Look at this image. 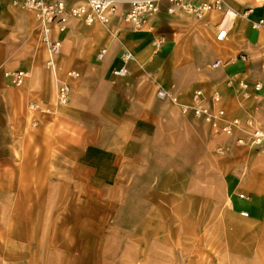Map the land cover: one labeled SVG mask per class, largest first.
Instances as JSON below:
<instances>
[{
  "label": "crops",
  "instance_id": "1",
  "mask_svg": "<svg viewBox=\"0 0 264 264\" xmlns=\"http://www.w3.org/2000/svg\"><path fill=\"white\" fill-rule=\"evenodd\" d=\"M223 1V10L197 18L160 0L159 11L141 28L123 21L129 8L126 0H119L118 14L107 24L86 25L73 19L59 37L62 49L55 75L46 67L47 51L26 0H0V197L26 193L25 178L32 176L25 175L24 166L33 163L36 148L55 149L59 163L75 164L89 163V150L96 148L110 154L117 165L115 159L131 163L137 150L151 155L150 149L161 146L163 140L167 147H178L179 139L182 147L194 146L202 138L196 129L200 123L192 115H182L177 105L159 100V89L169 90L187 104L192 102L193 89L207 94L219 91L228 118L250 114L264 126V22L259 28L254 25L264 21V0ZM222 29L227 34L219 41L217 34ZM102 49L106 54L99 59ZM125 52L134 59L127 65L128 74L119 77L114 71L123 66ZM216 62L220 65L214 67ZM18 70L29 74L22 86L13 85L5 75ZM69 71L82 77H68ZM57 79L70 84L76 98L85 84L96 88L87 96L96 105L85 130L77 120L68 123L62 114L52 115ZM243 83L248 86V101L240 93ZM258 83L261 89L256 91ZM95 99L108 101L110 109L105 115L114 122L107 127L98 124ZM71 108L64 107L63 114L67 110L75 117L83 114L82 106ZM34 132L49 139L36 141ZM67 148L75 155L68 156ZM244 175L237 169L225 174L226 201L230 215L237 219L236 232L246 225L251 230V237L238 240L237 246L249 245L246 258L251 264H264V173L251 170ZM258 179H262L260 184Z\"/></svg>",
  "mask_w": 264,
  "mask_h": 264
},
{
  "label": "rangeland",
  "instance_id": "2",
  "mask_svg": "<svg viewBox=\"0 0 264 264\" xmlns=\"http://www.w3.org/2000/svg\"><path fill=\"white\" fill-rule=\"evenodd\" d=\"M78 74L76 79L82 77ZM59 82L64 81L58 80L57 89ZM92 89L85 84L76 98L70 86L67 103L58 105L56 98L52 115L60 113L68 123L77 120L85 130L96 105L87 97ZM196 90L203 89L191 93ZM215 92L220 94L204 91L207 97ZM161 101L177 105L182 115L200 123L199 142L182 147L179 139L178 147H167L163 140L150 149L151 155L137 150L131 163L115 159L117 165L96 148L89 150L91 161L81 164L59 163L55 149H35L33 163L24 166L25 175L32 176L25 178L26 193L0 197V264H251L246 258L250 246H237L238 240L251 237V230L246 225L236 232L224 176L234 169L242 175L264 173V147L237 143L248 136L247 126L231 136L218 134L204 120L183 114L180 104L187 103ZM73 104L83 107L79 117L69 110L63 114L64 107L73 109ZM109 109L107 100H98L100 126L114 122L105 115ZM232 118L245 124L252 116ZM35 133L36 141L49 139ZM66 151L75 155L70 148ZM244 181L250 183L248 174Z\"/></svg>",
  "mask_w": 264,
  "mask_h": 264
},
{
  "label": "built area",
  "instance_id": "3",
  "mask_svg": "<svg viewBox=\"0 0 264 264\" xmlns=\"http://www.w3.org/2000/svg\"><path fill=\"white\" fill-rule=\"evenodd\" d=\"M171 5L202 18L210 11L223 10V0H212L198 2V0H167ZM129 5L128 10L123 13L122 19L125 23L135 28H141L146 20L157 13L160 7V0H126ZM25 7L34 12L39 25L40 40L47 51L46 67L53 74L58 71V58L61 55L62 41L60 35L66 32L71 20L76 19L86 25L95 23L107 24L118 14L119 0H26ZM263 24H254L259 28ZM227 34L226 29H222L217 34V40L222 41ZM160 43L158 44V46ZM106 54V49H102L98 58L102 59ZM134 59L132 53L125 52L122 55L123 66L114 71L119 77L128 74V63ZM220 62L213 66L217 67ZM6 77L10 78L15 86H22L28 78V72L18 70L7 72ZM68 76L77 78L76 72H68ZM244 97L248 99V86L243 83ZM261 84H256L255 90L259 91ZM70 94V85L67 82H59L57 89V104L67 103ZM157 96L160 99L170 100L179 104L178 98L168 90L159 89ZM221 106V107H219ZM183 114H193L196 118L204 120L210 124L218 134L231 136L238 131H244L245 126L251 128L245 138H239L237 143L242 146L264 147V127L259 126L252 118H248L245 124L239 118H228L227 111L222 105V97L218 92L206 96L203 90H196L192 94L191 104H180Z\"/></svg>",
  "mask_w": 264,
  "mask_h": 264
},
{
  "label": "bare ground",
  "instance_id": "4",
  "mask_svg": "<svg viewBox=\"0 0 264 264\" xmlns=\"http://www.w3.org/2000/svg\"><path fill=\"white\" fill-rule=\"evenodd\" d=\"M264 22V21H263Z\"/></svg>",
  "mask_w": 264,
  "mask_h": 264
}]
</instances>
